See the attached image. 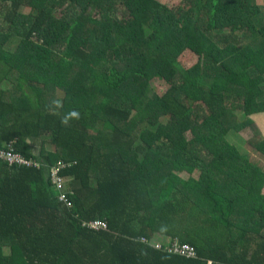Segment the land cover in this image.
I'll return each instance as SVG.
<instances>
[{"label": "trees", "instance_id": "obj_1", "mask_svg": "<svg viewBox=\"0 0 264 264\" xmlns=\"http://www.w3.org/2000/svg\"><path fill=\"white\" fill-rule=\"evenodd\" d=\"M201 1L0 0V151L39 164L0 157V264H264L256 164L227 141L264 158V4L215 0L240 47L199 29Z\"/></svg>", "mask_w": 264, "mask_h": 264}, {"label": "rangeland", "instance_id": "obj_2", "mask_svg": "<svg viewBox=\"0 0 264 264\" xmlns=\"http://www.w3.org/2000/svg\"><path fill=\"white\" fill-rule=\"evenodd\" d=\"M158 1L161 4L166 5L168 7H174L184 0H158ZM256 2L259 5L264 4V0H256ZM214 3H215V0H202L200 3H198V6L196 9L200 12V21L198 24L199 29L205 32L209 37H211L218 45H222V42L227 41V40L234 42L240 47L244 46L245 44H251L250 43L251 32L244 22H240L236 26H232V27L222 29V30H217L214 28V25H213ZM27 11L30 12V10H28L27 8H23L21 9L20 12H22L23 14H26ZM0 14H1L0 15V21H1V17L3 13H0ZM13 44H14V41L8 44L6 48H8L9 50L12 49ZM177 61L184 69L191 68L198 62L196 56L188 51L184 52L178 58ZM152 88L155 90V92L159 96L162 95L166 90L165 84L162 82V80L158 78L152 82ZM249 118L250 120L253 121L254 126L257 129V132L260 134V136L264 138V116L259 117L256 114H254V115L249 116ZM227 141L239 151L243 153L247 152L250 155V159L253 161L254 164H256V171L254 172V177H253V181L255 182L253 183V185L256 187L255 192L260 194L258 187L260 186L261 183H262V186L264 185V158L258 157L257 154L255 155L254 152L251 151L250 147L246 143L245 136L242 134H234V135L230 134V136H228L227 138ZM38 150H39L38 143L35 142V144H33V154L38 155ZM20 164H23L26 167H35L36 169H39V164L37 162H30L26 160V162L20 163ZM57 167L50 169L51 173L53 169L55 170V168ZM192 176L196 177L197 173L193 174ZM181 177L183 179H186L188 175L185 173L184 174L182 173ZM61 179H62V183L64 187L61 192L62 194L67 196L69 194L67 182L63 178ZM262 191H263V187H262ZM149 245L152 247H155L158 245L167 246V242L165 240H162L160 236H155L153 241L149 242Z\"/></svg>", "mask_w": 264, "mask_h": 264}, {"label": "built area", "instance_id": "obj_3", "mask_svg": "<svg viewBox=\"0 0 264 264\" xmlns=\"http://www.w3.org/2000/svg\"><path fill=\"white\" fill-rule=\"evenodd\" d=\"M0 157L8 161L10 164H20V163L26 162V160L22 158L19 154L13 153L10 150L0 151ZM59 170H60V166L55 168V170L53 169L51 173V181L58 195V201L64 204L66 207H70V203L68 202L67 196L62 194L61 192L64 187H63L62 179L58 176ZM89 228L93 230L106 229V225L101 222H95V223L89 224ZM142 242H145V241L142 240ZM154 248L159 249L160 246L158 245V246H155ZM169 251H172L173 253L181 255V256H187V257L192 256V249L185 247V246L182 248L174 246V247H171Z\"/></svg>", "mask_w": 264, "mask_h": 264}, {"label": "crops", "instance_id": "obj_4", "mask_svg": "<svg viewBox=\"0 0 264 264\" xmlns=\"http://www.w3.org/2000/svg\"><path fill=\"white\" fill-rule=\"evenodd\" d=\"M257 116H259V117H263L264 116V114H258ZM255 177H256V175H255ZM255 181H253V183H254ZM262 183L260 184V186L258 187V189H259V192H260V194L261 195H263L264 196V185L262 186L263 187V191H262ZM256 189V188H255ZM255 191V190H254ZM262 191V192H261Z\"/></svg>", "mask_w": 264, "mask_h": 264}]
</instances>
